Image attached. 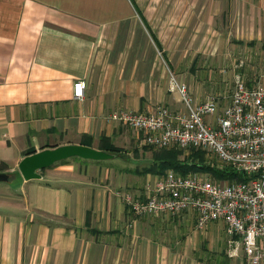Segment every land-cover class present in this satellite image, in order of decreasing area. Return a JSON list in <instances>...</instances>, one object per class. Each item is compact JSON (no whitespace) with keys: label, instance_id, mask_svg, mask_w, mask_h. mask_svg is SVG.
<instances>
[{"label":"crops","instance_id":"obj_1","mask_svg":"<svg viewBox=\"0 0 264 264\" xmlns=\"http://www.w3.org/2000/svg\"><path fill=\"white\" fill-rule=\"evenodd\" d=\"M246 2L264 12V0ZM240 3L0 0V172L10 175L0 182V264H251L242 246L231 256L221 222L200 228L191 211L129 210L127 195L143 199L165 179L157 153L166 148L109 119L120 110L156 114L160 105L185 110L169 90L172 76L196 104L216 95L221 111L237 67L218 56L215 70L222 39L212 30ZM77 80L87 82L82 99ZM85 142L121 149V163L69 158L32 180L19 170L31 153Z\"/></svg>","mask_w":264,"mask_h":264},{"label":"built area","instance_id":"obj_2","mask_svg":"<svg viewBox=\"0 0 264 264\" xmlns=\"http://www.w3.org/2000/svg\"><path fill=\"white\" fill-rule=\"evenodd\" d=\"M87 82L74 83L82 99ZM169 90L177 91L185 110L160 105L156 114L113 111L109 119L145 131L146 144L155 148H201L238 173L219 181L202 172L186 175L168 170L165 179L147 187V197L127 195L135 215H181L194 212L197 226L224 224L231 256L242 246L251 264L264 261V70L250 83L237 74L227 104L210 95L196 104L185 83L172 76ZM212 120H208L209 117Z\"/></svg>","mask_w":264,"mask_h":264},{"label":"rangeland","instance_id":"obj_3","mask_svg":"<svg viewBox=\"0 0 264 264\" xmlns=\"http://www.w3.org/2000/svg\"><path fill=\"white\" fill-rule=\"evenodd\" d=\"M185 1L188 5H191L194 0ZM239 6L241 8H239L238 11L224 12V14H227L226 20H224V17L216 16L215 27L212 31L216 34L217 39L220 40L221 38L222 40L221 42L217 41L218 51L220 52L218 53L217 51L215 70L219 71L223 63L218 59V56H220V58L227 57V64L229 67L231 68L232 66V68H234L236 66V73L243 75L247 81L253 83L255 77L264 70V12H259L255 4H249L246 0H241L240 4L235 5V7ZM223 43L226 47L224 51L222 50ZM205 46H207V44ZM226 53L227 55H225ZM206 61L208 60L197 59L195 64L203 65ZM192 149L193 148L184 149L183 157L192 154ZM204 153L205 165H216L219 168L225 167L223 162L212 153L208 151ZM70 159L71 163L72 161H79L81 158L76 157ZM115 159L116 163H121V161L118 160V156ZM202 173L208 174L213 178L210 173ZM215 242L222 243L223 241L217 239Z\"/></svg>","mask_w":264,"mask_h":264},{"label":"water","instance_id":"obj_4","mask_svg":"<svg viewBox=\"0 0 264 264\" xmlns=\"http://www.w3.org/2000/svg\"><path fill=\"white\" fill-rule=\"evenodd\" d=\"M117 154L85 144H63L54 148H45L25 156L19 163V170L25 180L41 178V171L63 160L78 157L86 160H108ZM10 175L0 172V182L8 181Z\"/></svg>","mask_w":264,"mask_h":264},{"label":"trees","instance_id":"obj_5","mask_svg":"<svg viewBox=\"0 0 264 264\" xmlns=\"http://www.w3.org/2000/svg\"><path fill=\"white\" fill-rule=\"evenodd\" d=\"M89 145L88 142L84 143ZM101 149L121 154V149L104 144ZM192 154L183 157L184 150L176 147L166 148L157 153V159L160 160L157 167L159 171L171 169L182 175L190 172H207L212 175L215 180L231 181L234 177H239L231 167L225 166L222 168L216 165H205L204 152L201 148H193Z\"/></svg>","mask_w":264,"mask_h":264}]
</instances>
